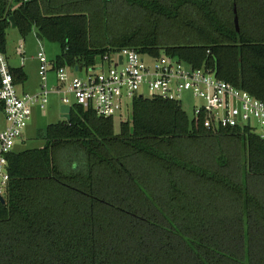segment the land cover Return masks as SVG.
Here are the masks:
<instances>
[{
    "label": "trees",
    "instance_id": "16d2710c",
    "mask_svg": "<svg viewBox=\"0 0 264 264\" xmlns=\"http://www.w3.org/2000/svg\"><path fill=\"white\" fill-rule=\"evenodd\" d=\"M11 17L24 38L59 44L54 71L128 47L214 69L264 100V0H0L4 54ZM122 118L117 130L115 116L76 104L39 134L44 145L8 155L0 264H264L260 135L209 130L161 97H136Z\"/></svg>",
    "mask_w": 264,
    "mask_h": 264
},
{
    "label": "built area",
    "instance_id": "2783aa9c",
    "mask_svg": "<svg viewBox=\"0 0 264 264\" xmlns=\"http://www.w3.org/2000/svg\"><path fill=\"white\" fill-rule=\"evenodd\" d=\"M41 88L37 92H19L6 55L0 52V102L4 103L6 127L0 130V194L10 181L8 155L23 137L35 107L45 110L50 95L61 96L62 104L94 109L100 116L120 117L129 113L138 96L161 97L182 104V96L191 91L202 104L194 109L204 126L212 131L241 129L247 126L264 140V100L217 76L214 69L194 67L171 55H144L133 48H123L102 58L87 69L86 77L72 75L68 67L56 69L57 86L49 84L54 64L39 44ZM22 64L25 48L20 45ZM84 69V68H83ZM74 71V70H72ZM75 71H77L75 69ZM80 71V70H78Z\"/></svg>",
    "mask_w": 264,
    "mask_h": 264
},
{
    "label": "rangeland",
    "instance_id": "374dc122",
    "mask_svg": "<svg viewBox=\"0 0 264 264\" xmlns=\"http://www.w3.org/2000/svg\"><path fill=\"white\" fill-rule=\"evenodd\" d=\"M40 43L43 45L49 59H54L56 55L60 53L59 44L47 40H41L37 37L35 32L24 38L17 28L11 27L8 30L7 51L16 52L17 47L21 44L25 47L26 54L24 56L25 58H27L25 68L30 73V81L27 87L30 89H33L37 82L42 80L39 73L40 62L39 58L37 57L38 51L40 49ZM18 53L19 56H21L19 51ZM69 71L72 73V75H78L80 77H86L88 73V70L86 68L82 71L73 72L72 69H69ZM60 98L61 96L52 94L50 95V102L47 104L45 110H41L39 107L34 108L32 119L28 127L24 131L23 137L16 141L15 149L20 150L25 148L40 147L44 145V141L38 139L39 134L44 131V129L49 124L56 123L59 120L63 119L59 113ZM200 104H202V100L195 97L191 91H186L183 93L182 105L190 118H194V109ZM126 114L127 113H124L123 116H126ZM1 116L2 114L0 113V117ZM127 116H129V114ZM123 118L120 117V114H117L115 116V127L117 130L119 129Z\"/></svg>",
    "mask_w": 264,
    "mask_h": 264
},
{
    "label": "crops",
    "instance_id": "0c3cea01",
    "mask_svg": "<svg viewBox=\"0 0 264 264\" xmlns=\"http://www.w3.org/2000/svg\"><path fill=\"white\" fill-rule=\"evenodd\" d=\"M18 51L20 52L21 56H19ZM25 54H26V50H25ZM5 55H6V58L8 59V62H9L11 67H14V68H21L22 67L25 70L26 74H27V80L24 83L17 84V88H18L19 92H37L41 88L42 80L38 81L33 89H30V88L27 87L28 84H29V81H30V73L25 68L27 58H25V63L22 64V54H21V51H20V45L17 47L16 52L7 51L5 53ZM73 72H75V70ZM48 77H49L50 86L51 87L57 86L58 82H57L56 71H54V70L50 71ZM59 102H60V104H59L60 105L59 113H60V115L62 117V113H61V105H62L61 98H60ZM54 111H55V109H54ZM6 125H7V123H6L5 115L2 114V116L0 117V128L4 129L6 127Z\"/></svg>",
    "mask_w": 264,
    "mask_h": 264
},
{
    "label": "water",
    "instance_id": "95a60500",
    "mask_svg": "<svg viewBox=\"0 0 264 264\" xmlns=\"http://www.w3.org/2000/svg\"><path fill=\"white\" fill-rule=\"evenodd\" d=\"M11 20L13 22V28H17V24L15 22V19L14 17H11ZM76 70H80L82 71L83 68L81 67L80 69L79 68H76ZM71 112H72V106L69 105V104H62L61 105V113H62V118L63 119H66V120H71ZM0 200L5 203L6 202V198L4 197V195L0 194Z\"/></svg>",
    "mask_w": 264,
    "mask_h": 264
}]
</instances>
